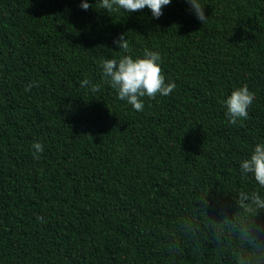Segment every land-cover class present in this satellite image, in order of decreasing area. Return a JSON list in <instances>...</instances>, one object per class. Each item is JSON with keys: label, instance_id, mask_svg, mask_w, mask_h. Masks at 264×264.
Listing matches in <instances>:
<instances>
[{"label": "trees", "instance_id": "obj_1", "mask_svg": "<svg viewBox=\"0 0 264 264\" xmlns=\"http://www.w3.org/2000/svg\"><path fill=\"white\" fill-rule=\"evenodd\" d=\"M199 2L205 24L185 0L159 19L0 0V264H264V186L240 170L264 143V0ZM145 49L176 88L137 112L100 62Z\"/></svg>", "mask_w": 264, "mask_h": 264}, {"label": "clouds", "instance_id": "obj_2", "mask_svg": "<svg viewBox=\"0 0 264 264\" xmlns=\"http://www.w3.org/2000/svg\"><path fill=\"white\" fill-rule=\"evenodd\" d=\"M190 5L191 12L203 24L208 22L205 14V7L199 0H185ZM172 0H97L96 10L101 9L107 13L119 12L134 13L149 9L152 17L159 19L163 15V9L169 6ZM83 10H88L92 5L87 2L81 4ZM116 46L124 53H130L131 48L125 34L119 36L114 41ZM100 68L104 81L109 83L118 94V99L126 101L137 112L144 110L142 98L155 99L158 95L167 97L176 88L174 82L166 83L165 75L161 67V56L158 52L148 49L144 50L143 58H133L132 55H122L117 59H103ZM38 87V83L29 84L25 91H30L32 87ZM80 87L91 88L93 93L100 90L99 84H92L89 79L80 82ZM255 99V93L251 92L247 85L237 88L221 103L226 108V116L232 125L238 121L248 119V109ZM33 157L40 158L43 152V145L34 142L32 145ZM242 173H253L255 180L264 186V143L257 144L251 153L250 159L244 160L240 165ZM243 196V194H241ZM246 198V197H243ZM254 200L264 206L259 197ZM37 220L43 222V217L38 216Z\"/></svg>", "mask_w": 264, "mask_h": 264}]
</instances>
